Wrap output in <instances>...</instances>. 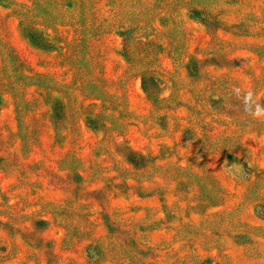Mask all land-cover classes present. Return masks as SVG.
<instances>
[{"label":"rangeland","instance_id":"374dc122","mask_svg":"<svg viewBox=\"0 0 264 264\" xmlns=\"http://www.w3.org/2000/svg\"><path fill=\"white\" fill-rule=\"evenodd\" d=\"M83 1L0 0V264H264V0Z\"/></svg>","mask_w":264,"mask_h":264},{"label":"trees","instance_id":"16d2710c","mask_svg":"<svg viewBox=\"0 0 264 264\" xmlns=\"http://www.w3.org/2000/svg\"><path fill=\"white\" fill-rule=\"evenodd\" d=\"M81 1L83 0H79V5L81 4ZM94 1L95 0L83 1L84 5L81 10L85 22L86 20L92 21V17L93 14L95 13V5H96ZM139 1L140 0H136L135 2L139 3ZM63 2H66L67 6L72 7L73 3L74 2L77 3L78 0H34L32 6L26 10V13H24V17L20 22V31L33 47L46 52L58 50V46L56 42L51 38L48 32L40 29V27H38L40 26L39 23L32 24V19L36 15L37 17H40L42 20L46 21L47 20L46 18L49 17V13L55 14L54 8L52 7L55 6L61 8V6H63ZM190 15L192 19L197 20L206 27L212 28V27H216L218 24L217 19L214 16H212V13L204 9L201 10L200 8L194 7L193 9H191ZM135 21H137L136 18ZM47 28L51 29L50 26ZM120 30L118 31V34L124 40V47L127 54L129 51L128 44L132 39L133 30H131V27L126 29L121 28ZM141 85L143 91L148 95H154V94L156 95L161 90L159 83L151 76L142 75ZM53 114H54V118L57 121L61 120L64 116V105L60 102H56L53 106ZM87 126L92 130H98L96 119L93 120L91 118H88ZM126 159L134 168L143 169L147 166L146 157L137 152L128 151L126 154ZM37 224L44 225L45 223L40 221ZM91 249L92 248H90V250ZM92 250L94 251V253L93 254L89 253L88 258L90 260L91 258L95 260L94 256L92 255H96L97 251L96 249H92Z\"/></svg>","mask_w":264,"mask_h":264}]
</instances>
